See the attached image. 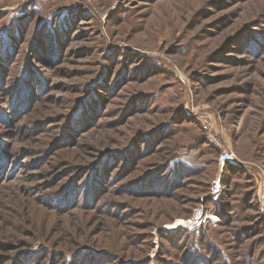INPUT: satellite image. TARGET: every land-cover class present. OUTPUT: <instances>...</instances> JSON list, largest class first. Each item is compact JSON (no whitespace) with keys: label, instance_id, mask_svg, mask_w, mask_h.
Wrapping results in <instances>:
<instances>
[{"label":"rangeland","instance_id":"obj_1","mask_svg":"<svg viewBox=\"0 0 264 264\" xmlns=\"http://www.w3.org/2000/svg\"><path fill=\"white\" fill-rule=\"evenodd\" d=\"M0 264H264V0H0Z\"/></svg>","mask_w":264,"mask_h":264}]
</instances>
